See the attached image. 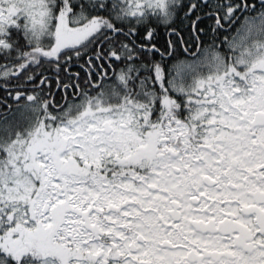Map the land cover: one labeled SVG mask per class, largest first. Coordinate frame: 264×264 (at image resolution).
I'll return each mask as SVG.
<instances>
[{"label": "snow or ice", "instance_id": "6c2138e0", "mask_svg": "<svg viewBox=\"0 0 264 264\" xmlns=\"http://www.w3.org/2000/svg\"><path fill=\"white\" fill-rule=\"evenodd\" d=\"M0 264H264V0H0Z\"/></svg>", "mask_w": 264, "mask_h": 264}, {"label": "trees", "instance_id": "16d2710c", "mask_svg": "<svg viewBox=\"0 0 264 264\" xmlns=\"http://www.w3.org/2000/svg\"><path fill=\"white\" fill-rule=\"evenodd\" d=\"M257 3H258V0H257ZM237 26H239V25H237ZM233 31H235V29H233ZM224 35H228L229 38H231V34L230 33H221V37H223ZM72 71H76V69L73 68Z\"/></svg>", "mask_w": 264, "mask_h": 264}]
</instances>
